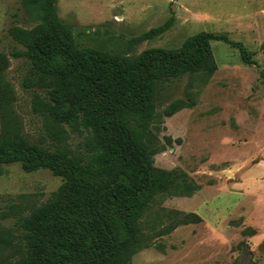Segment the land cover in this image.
Listing matches in <instances>:
<instances>
[{"label":"rangeland","instance_id":"obj_1","mask_svg":"<svg viewBox=\"0 0 264 264\" xmlns=\"http://www.w3.org/2000/svg\"><path fill=\"white\" fill-rule=\"evenodd\" d=\"M57 9L77 46L132 57L151 47L193 50L192 38L202 32L229 40L210 41L213 70L169 67L156 80L145 138L153 164L185 171L196 189L157 196L141 219L145 241L127 264H264V0H57ZM170 18L162 34L130 42ZM14 24L35 22L20 0H0V54L10 58L4 81L23 133L51 149L83 154L86 132L65 126L59 140L50 138L52 120L32 110L35 92L44 91L24 87L30 63L10 55L23 48L8 33ZM176 101L180 108L168 115ZM62 184L48 169L0 164L1 226L18 236L20 217L55 200ZM190 212L201 220L183 222Z\"/></svg>","mask_w":264,"mask_h":264},{"label":"trees","instance_id":"obj_2","mask_svg":"<svg viewBox=\"0 0 264 264\" xmlns=\"http://www.w3.org/2000/svg\"><path fill=\"white\" fill-rule=\"evenodd\" d=\"M20 3L35 24L9 27V35L23 47L10 55L30 63L24 87L44 91L35 92L32 110L52 120L50 138L59 140L67 133L65 126L86 136L81 155L29 140L4 81L9 55L0 54V164L20 163L26 172L48 169L63 179L55 200L20 217L18 236L0 224V264H127L145 241L141 219L157 196L191 195L196 189L185 171L153 164L145 138L155 113L156 80L169 67L213 70L210 41L229 40L202 32L192 38L193 50L151 47L132 57L77 46L73 30L59 16L57 0ZM172 22L130 42L160 35ZM240 50L250 60L241 45ZM180 103H172L167 114ZM185 218L201 220L195 212ZM5 250L14 257L1 253Z\"/></svg>","mask_w":264,"mask_h":264}]
</instances>
